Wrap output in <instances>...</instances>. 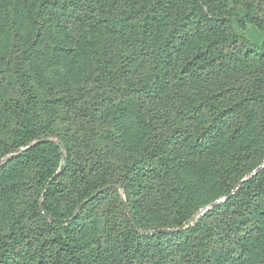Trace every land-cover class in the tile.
Wrapping results in <instances>:
<instances>
[{
    "label": "trees",
    "instance_id": "16d2710c",
    "mask_svg": "<svg viewBox=\"0 0 264 264\" xmlns=\"http://www.w3.org/2000/svg\"><path fill=\"white\" fill-rule=\"evenodd\" d=\"M234 22L264 36V0H0V264H264V38ZM184 171L225 198L198 221Z\"/></svg>",
    "mask_w": 264,
    "mask_h": 264
},
{
    "label": "rangeland",
    "instance_id": "374dc122",
    "mask_svg": "<svg viewBox=\"0 0 264 264\" xmlns=\"http://www.w3.org/2000/svg\"><path fill=\"white\" fill-rule=\"evenodd\" d=\"M238 13L242 15L245 13V11L241 7H238ZM233 28L237 35L244 36L256 46H259L264 38V36L255 27L251 25H248L247 30L242 31L239 28V26L234 22ZM69 71L72 73L70 69ZM99 101L100 99L96 100V102H99ZM81 109H84V108H80V107L71 108V106H68L67 108L60 107V108L53 110V111H57V115L59 118L61 116H68L71 118L70 121L62 124L63 130H64V133H62V136L69 139L72 142V144L75 146L79 145L81 140L83 142L84 140L89 139L90 125L87 122L77 119L74 117V115L68 113V111L73 113L76 111H80ZM64 112H67V114H65ZM96 130L98 133L101 132V129L97 128ZM0 154H1V148H0ZM2 160L3 158H0V163L2 162ZM256 173H257V170H254L252 172V175ZM248 178H249V175L243 177L241 179V182L246 181ZM180 180L183 186L185 205L191 206L193 208L195 206L197 207V209L201 210L202 212L196 218V221L200 220V218H202L205 213L212 210L218 204L223 203L225 200L223 196L212 199L213 192L210 191L208 187H206L205 183L202 180H200L198 175L194 172L184 171L180 173ZM120 192L122 194V200L125 201V196L123 192L122 191ZM155 219H156L155 222H160L163 220V217L159 215V216H156ZM181 229H186V228H181ZM166 230H169V229H166Z\"/></svg>",
    "mask_w": 264,
    "mask_h": 264
}]
</instances>
